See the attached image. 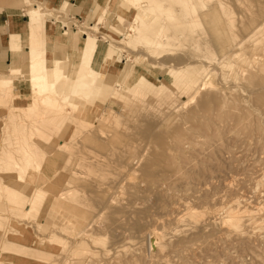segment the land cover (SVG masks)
Here are the masks:
<instances>
[{"label": "rangeland", "instance_id": "obj_1", "mask_svg": "<svg viewBox=\"0 0 264 264\" xmlns=\"http://www.w3.org/2000/svg\"><path fill=\"white\" fill-rule=\"evenodd\" d=\"M105 10L98 37L111 62L70 78L62 67L61 95L29 80L0 98V248L11 249L0 264H264V0H106ZM47 19L75 32L98 21ZM105 66L110 82L89 76ZM6 149L32 157L34 176L16 181Z\"/></svg>", "mask_w": 264, "mask_h": 264}, {"label": "crops", "instance_id": "obj_2", "mask_svg": "<svg viewBox=\"0 0 264 264\" xmlns=\"http://www.w3.org/2000/svg\"><path fill=\"white\" fill-rule=\"evenodd\" d=\"M44 1L47 7L44 6ZM26 3H29L27 14L24 13ZM105 8L106 0H0V98L9 86L13 91H19V94L30 90L32 87L28 82L31 81L30 69L39 56H42L46 64L53 66L56 79L63 75L62 67L70 78L75 77L80 66L86 62L94 72L100 71L106 61L111 62L114 51H109V43L105 51L99 44L98 37L101 33L100 26L108 14ZM34 9L38 14L33 21ZM59 13L66 14L69 19L74 18L82 24L98 21L88 28H81L79 32H75L72 25L65 26L62 30L56 27L49 28L50 20L47 18ZM125 14V10L120 9L117 20L110 25L117 33L120 32L118 24L125 22L124 18L128 15ZM57 20L63 23L61 18ZM107 35L115 37L113 34ZM89 39L92 40L90 47L81 42ZM79 46H82L81 51L78 50ZM68 55L70 59H67ZM59 64L61 66L56 68ZM111 67L105 66L103 72L97 74L91 72L89 76L95 75L94 79L98 80L96 82L101 83L104 78L110 82L112 75L115 74L110 71ZM25 75L29 78L21 79ZM85 78V74H80L82 85L90 83ZM31 107L32 104L28 109Z\"/></svg>", "mask_w": 264, "mask_h": 264}, {"label": "bare ground", "instance_id": "obj_3", "mask_svg": "<svg viewBox=\"0 0 264 264\" xmlns=\"http://www.w3.org/2000/svg\"><path fill=\"white\" fill-rule=\"evenodd\" d=\"M153 0H151V2H152ZM135 2H136V0H132V4H135ZM139 8V7H138ZM143 12L144 11H142V14L140 15V16H142L143 17ZM36 14H38L37 12H36V9H34L33 11H32V20L34 21V19H35V17H36ZM133 14V13H132ZM140 14V13H139ZM133 16V15H132ZM135 16V18L133 17V19H134V21L135 22H137L138 24H139V22L140 21H142L143 20V18L142 17H138V15L137 14H135L134 15ZM140 26V27H139ZM138 27L137 26H135L134 27V35H133V37H136V38H141V33H142V30H143V26H141V25H139ZM94 30V29H93ZM97 32V31H96ZM81 42H85V44H87V46L88 47H90V45L92 44V40H85V41H82L81 40ZM81 45V44H80ZM84 45V44H83ZM81 47L82 46H79L78 47V50H82L81 49ZM87 48V47H86ZM89 49V48H88ZM87 50V49H86ZM80 69H82V67L80 68ZM77 70V69H76ZM73 71V70H72ZM77 72V71H76ZM30 75H31V81L34 83V91H39V92H51V93H56V95H61L62 94V91H63V88H64V85H65V83L67 82V80H66V74L65 75H62L60 78H57L56 79V77H55V75H54V68H53V66H51V65H48V64H46L45 63V61H44V59L42 58V56H39L36 60H35V62L32 64V68L30 69ZM69 77V76H68ZM79 78H80V74H79V76H78ZM262 80H264V79H262ZM263 83V82H262ZM261 83V84H262ZM262 86H264V85H261V87ZM98 88V87H97ZM263 88V87H262ZM261 88V90H262V92L264 91V89H262ZM260 90V89H259ZM261 90L260 91H258V92H260V94H256L257 96H258V98H257V100H258V102H260V103H262L263 101H264V92H263V94H262V92H261ZM98 93V92H97ZM92 95V94H91ZM54 100H56V99H54ZM41 101H43V102H46L47 104H50L52 101H53V99L52 98H48V97H45V98H43V99H41ZM236 102V101H235ZM258 102H257V104H258ZM259 103V104H260ZM96 104V103H95ZM94 104V105H95ZM235 104V103H234ZM35 105H36V103L33 105L32 104V107L29 109V110H33L34 108H35ZM94 107H96V106H94ZM29 147H30V145L27 143L26 145H23V148H24V150H25V152L27 153V152H31V149H29ZM16 152H12V150H10V149H6V151H3V154H2V156H4V158L3 159H7V163H6V168H7V170H8V172L10 173V175H12V176H14L15 177V180L16 181H21V182H23L25 179H27L28 178V176H30L31 175V173H28V171L31 169V166H32V164H31V158L32 157H28V158H26L25 160H23V161H21V162H19V159H17V154H15ZM37 167H43V164H42V162H40V161H38L37 162ZM15 169V170H14ZM32 177L34 176V175H31ZM34 180V179H33ZM38 196H40V192H38L37 194H36V196H33V198L35 199L36 197H38ZM236 201H239V200H236ZM241 202V201H240ZM239 203V202H238ZM244 205H245V202L243 203ZM233 206H234V204H232ZM11 206V208H13L12 206L13 205H10ZM232 206V207H233ZM238 206V205H237ZM260 207V206H259ZM259 207H257V208H255L256 210H254L253 212H255V211H257V210H259L258 208ZM263 207V206H262ZM229 208H230V206H229ZM228 208V213H229V210L231 209H229ZM239 209V208H238ZM224 210V213L226 212L225 211V209H223ZM232 210V209H231ZM231 210H230V213H231ZM232 211H234V209L232 210ZM236 211H234V213H235ZM239 212V211H238ZM259 212V211H258ZM233 213V212H232ZM252 213V212H251ZM250 213V214H251ZM256 213V212H255ZM259 213H261V209H260V212ZM258 213V214H259ZM263 213H264V211H263ZM226 214V213H225ZM227 215V214H226ZM260 215V214H259ZM219 219V218H218ZM239 221L238 220H235V222L234 223H232V225L233 226H238V223ZM57 223V222H56ZM62 227V226H61ZM225 229H226V227H225ZM228 229V228H227ZM226 229V230H227ZM238 229V228H237ZM261 229V228H260ZM61 230V229H60ZM225 230V231H226ZM235 230V229H234ZM238 231V230H237ZM246 232H247V230H246ZM242 233H244V232H242ZM261 233V232H260ZM260 233H258L257 235H260ZM153 234V233H152ZM238 234V233H237ZM240 235H242V234H240ZM244 235H245V233H244ZM234 236V235H233ZM262 236V235H261ZM74 237V236H73ZM77 237V236H76ZM154 237H156V236H154ZM260 237V236H259ZM79 238V237H78ZM75 239V238H74ZM40 241H41V239H40ZM151 241V240H150ZM152 246H155L156 247V250H154V251H157L158 249H160V239H159V237H156L155 238V240L153 239L152 240ZM179 242V241H178ZM178 244V243H177ZM176 244V245H177ZM188 244V243H187ZM151 245V244H150ZM185 245V244H184ZM63 247V246H62ZM182 247V246H181ZM184 247V246H183ZM9 247H7V245H6V247L4 246L3 248H0V249H3V253L4 252H7V251H10L11 249H8ZM151 248H153V247H151ZM183 249V248H182ZM20 251V250H19ZM41 251H43V250H41ZM152 251H153V249H152ZM156 253V252H155ZM0 254H2V250H0ZM34 255V254H33Z\"/></svg>", "mask_w": 264, "mask_h": 264}]
</instances>
